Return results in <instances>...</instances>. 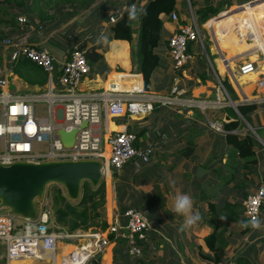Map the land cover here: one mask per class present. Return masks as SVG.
I'll return each instance as SVG.
<instances>
[{
  "label": "crops",
  "instance_id": "0c3cea01",
  "mask_svg": "<svg viewBox=\"0 0 264 264\" xmlns=\"http://www.w3.org/2000/svg\"><path fill=\"white\" fill-rule=\"evenodd\" d=\"M151 1L153 0H137L135 4L137 7L145 8ZM250 1L253 0H225L217 6L216 0L213 3L208 0L214 7H223V10ZM128 2L129 0H25L23 7L17 6L20 11L16 14L9 13L3 24L8 26L5 28V37L0 33L2 62L0 69L7 67L8 51L2 44L3 40L9 37H23L28 45L48 49L58 64L63 63L73 49L83 50L92 69L80 86L81 90L87 93L108 90L113 83L119 84L121 89L129 85L134 87L138 83L139 89L144 88L152 94L168 95L174 87H178L188 96L194 91L195 93L203 91L199 94L201 97L214 99L215 76L205 62L207 59L203 63L201 60L199 63L193 62V56L184 70L177 74L170 56L169 40L188 20V14L184 18L180 14L185 0L183 6H180V0H177V9L173 12L180 16L179 23L173 22L167 15L160 17L164 27L159 46L155 49V54L160 57V67L153 72L148 88L142 73L131 64V45L126 41L112 40V26L115 24L109 22V17L116 11L126 12ZM235 7L232 9H236ZM262 7L264 4L258 8ZM41 9L48 11L44 12ZM199 10L196 13L198 19ZM20 17L28 20L26 26L19 23ZM219 22L220 20L212 22L215 30ZM67 25L76 26L71 40L68 38L71 27L66 29ZM135 29L137 30L136 26ZM108 30L110 43L97 45V36L101 32L107 34ZM234 37L225 38L221 35L220 49L226 48L231 52L248 50L245 43H238ZM137 38L138 35L135 34V42ZM115 43L127 44L129 52L121 53ZM208 44L210 51L213 46L217 54L215 46L210 41ZM190 53L192 54V49ZM95 54L98 55L97 61H94ZM225 54L227 58V53ZM90 59L94 63L90 62ZM27 63V67L21 70L24 76L21 78L26 83H19L16 74L10 75L9 79L14 77V84L19 85L20 90L24 91H42L39 84L47 88L46 74L40 68H34L36 66L30 62ZM216 64H218L216 69L220 71L219 67L222 66L220 59ZM117 69L122 71L118 72ZM131 74H139V77H133ZM203 77L206 80H203ZM44 80L45 84H42ZM210 82L211 88L207 86ZM153 85L159 89L158 93L151 91ZM240 96L242 99L243 96L241 94ZM237 104L241 105L242 100ZM261 107L259 114L253 116L254 127L249 124L255 133L246 128L243 122V126L238 128V133H235L237 129L231 131L241 139L249 133L253 135L256 141L254 147L256 161L244 160L239 154L234 153L227 142V134L214 132L208 127L207 114L195 110L161 107L146 116L132 118L125 115L116 118L108 116L106 121H103L101 133L105 140L115 133L131 130L136 132L140 147L154 148L151 161L141 168L130 164L123 171H116L114 176L113 170L104 166L105 175L108 177L110 173V178L112 177V183L107 185L106 190V202L108 201L106 210L108 209L109 213V216L108 213L105 214L107 224L118 214L132 208L143 212L150 225L148 241L143 244L142 259L131 257L125 242L119 241L107 248L103 256L106 264H240L242 260H247L251 264L256 260L264 263V207L260 228L254 230L240 226L241 221L248 220L244 213V201L264 182V108ZM231 109L238 119L243 118L236 108ZM258 115L261 116L259 120ZM215 120L220 122L227 120L229 123L235 119L226 115L219 118L217 116ZM106 148L109 152V146ZM201 168L205 172L199 175ZM169 178L176 181L174 188L170 186ZM177 192L192 197V214L200 216V220L183 233L178 232V228L184 217L171 211ZM222 214L227 216V220L220 219ZM213 233L218 235L214 245L215 251L211 248V242L209 244L207 241ZM64 242H67L68 246L64 247L63 255H51L43 261L29 258L27 264H63V260L69 261L68 255L73 252L70 246L77 245L70 241ZM1 250L0 258L5 263L6 253L3 248ZM206 256L217 262L206 260ZM50 259H54L55 263Z\"/></svg>",
  "mask_w": 264,
  "mask_h": 264
},
{
  "label": "built area",
  "instance_id": "2783aa9c",
  "mask_svg": "<svg viewBox=\"0 0 264 264\" xmlns=\"http://www.w3.org/2000/svg\"><path fill=\"white\" fill-rule=\"evenodd\" d=\"M264 0H253L235 7L234 12L225 11L212 17L206 23H200L198 16L190 7L187 23L169 40L170 56L174 61L177 74L182 72L193 59L191 45L196 44L204 49L211 65L209 53L205 46L206 36L217 49L225 74L220 77L214 65L216 76V94L218 98H185V92L174 87L168 95L152 94L146 89L136 86L119 88L113 83L108 90L87 93L81 90V83L92 69L86 53L75 48L70 56L61 64L46 48L28 45L23 37L6 38L2 44L6 52L7 67L0 69V164L12 165L18 162L40 164L43 162L66 161H100L111 170L120 172L132 164L141 168L148 164L154 148H142L135 131L125 130L104 139L101 125L108 116L112 118L123 115L129 118L146 116L161 107L195 110L207 114L224 108H236L224 86V80L230 84L235 82L242 92L241 105H264ZM224 24L217 31L213 21L220 20L224 13H229ZM125 11H116L109 17V22L116 24L123 18ZM240 15L239 18H236ZM171 20L179 23L180 16L171 14ZM22 26L28 24L25 17L18 19ZM242 24V25H241ZM222 36L236 37L238 43H245L248 50L226 58L220 49ZM234 37V38H235ZM189 46V50H188ZM256 56L257 60H252ZM28 61L40 68L47 77L46 92L37 91L28 94H14L9 91V76L14 74L15 67ZM232 63L234 66H232ZM258 74L252 92L254 100H249L243 88L253 82L241 85L240 77ZM8 76V77H7ZM139 77V74H131ZM141 76V75H140ZM225 98L228 102L224 103ZM224 99V100H222ZM241 118V122L247 121ZM227 120L208 119V127L218 134H229L225 130ZM83 123L87 126L83 127ZM65 129L78 130L72 148L62 143L58 131ZM237 129L235 133H238ZM106 146H109L107 152ZM108 154V158H107ZM244 213L249 220L255 215L259 220L264 207V182L258 190L243 203ZM20 221V224L16 223ZM51 213L43 208L37 221L0 215V247L5 250L6 263L32 258L35 261L46 260L56 255L60 241L81 242L69 256L67 264H106L103 256L107 248L115 242L124 240L128 254L133 258H141L144 253L143 244L148 241L150 225L145 214L136 209H127L118 214L105 230H67L55 231L52 226ZM18 228H21L20 230ZM113 236V240H111ZM53 261L54 259H50Z\"/></svg>",
  "mask_w": 264,
  "mask_h": 264
},
{
  "label": "trees",
  "instance_id": "16d2710c",
  "mask_svg": "<svg viewBox=\"0 0 264 264\" xmlns=\"http://www.w3.org/2000/svg\"><path fill=\"white\" fill-rule=\"evenodd\" d=\"M25 0H19L18 6H24ZM137 0H129L128 6L131 4H135ZM3 3H12V0H4ZM177 0H153L149 2L145 6V10L147 12L146 15H141L138 22V38L135 42L134 35L136 34L135 26L136 22L129 23L127 11L124 13L122 19H120L115 25L112 26L113 37L112 40L117 41H126L131 45V58L133 65L135 68L142 73L145 81V85L148 88L150 85V79L153 72L160 67V57L155 54V49L159 46L161 40V34L164 27V22L160 18L161 15H167L171 19V14L177 9ZM207 5L199 10V21L204 24L212 17L216 16L220 12L224 11L223 7H214L207 0ZM236 9H231V13ZM229 13H225L222 15L220 19V25L224 24V19L229 17ZM240 15H237L236 18H239ZM219 25V26H220ZM242 25V24H241ZM218 28H216L217 30ZM224 37V36H223ZM230 38V36H225V38ZM1 38V37H0ZM116 46L119 47V51L129 52L128 45L125 43H115ZM222 51L227 53V59H231L233 56H236L239 52H231L229 49L223 48ZM95 60L97 61L98 55L95 54ZM91 60V59H90ZM94 61H90L93 62ZM27 61H23L19 63L15 69L14 74L24 77L21 70L27 67ZM2 65L0 59V66ZM33 66V65H32ZM232 66L233 63H232ZM37 68V67H34ZM32 68V69H34ZM219 74L224 75L225 70L223 66L219 67ZM258 79V74H251L248 76L240 77L239 82L241 85L247 84L248 82H253L252 85L246 86L243 88V92L249 100H253L252 92L255 87V82ZM203 80H206L203 77ZM34 83V81H30ZM224 86L227 89L229 95L231 96L234 102L239 100L235 90L232 85L228 81V79L224 80ZM235 89L239 92V88L236 83L232 82ZM42 84H45V80ZM236 84V85H235ZM237 86V87H236ZM242 94V92L240 91ZM239 93V94H240ZM258 105H240L239 112L243 116V118L254 127V119L253 116L258 114L259 111ZM231 117L234 118V121H231L225 125V130L229 131L226 139L228 144L233 148L234 153L239 154V156L244 160L254 159L255 152L254 147L256 145V141L251 133H249L245 138L241 139L237 135L232 134L231 131L238 129L243 126V123L238 116L231 109ZM258 117V116H257ZM254 161H256L254 159ZM114 172V176H116V171ZM59 193L58 200L59 202H63L65 207L58 211V222L62 227H67L69 232H75L79 229L89 230L91 227H96V230H105L108 227V224L105 220V208H106V183L103 181L98 188H94L89 183H85L82 189L81 199L75 205H72L68 202L67 198L62 195L60 190L56 191ZM110 197V195H109ZM51 217V221H52ZM94 229V228H93ZM61 231V230H60ZM223 236V235H222ZM221 236V237H222ZM113 236H111V240H113ZM218 240V235L216 233L211 234L207 238V241L211 242V248L215 251L214 245ZM124 243L125 241H120ZM126 246V242H125ZM29 258L23 259L22 261L15 262L12 264H27ZM206 260L216 263V260H213L211 257H205ZM240 264H251L249 261L242 260Z\"/></svg>",
  "mask_w": 264,
  "mask_h": 264
},
{
  "label": "water",
  "instance_id": "95a60500",
  "mask_svg": "<svg viewBox=\"0 0 264 264\" xmlns=\"http://www.w3.org/2000/svg\"><path fill=\"white\" fill-rule=\"evenodd\" d=\"M213 98H218V95L214 94ZM235 104L240 114L238 109L240 104ZM86 126L87 124L83 123V127ZM249 130L255 133L252 128ZM77 133V129L70 132L65 129L58 131L62 143L67 148L74 146ZM202 172L205 170L201 168L199 175ZM104 177V165L96 160L0 164V215L9 214L37 221L42 213L39 205L47 188L51 185L62 186L66 190L69 200L78 202L81 199L85 183L98 188L104 181ZM94 264H97V261H94Z\"/></svg>",
  "mask_w": 264,
  "mask_h": 264
},
{
  "label": "rangeland",
  "instance_id": "374dc122",
  "mask_svg": "<svg viewBox=\"0 0 264 264\" xmlns=\"http://www.w3.org/2000/svg\"><path fill=\"white\" fill-rule=\"evenodd\" d=\"M3 1L4 0H0V33H3L2 35L5 37V28L8 26V25H3L4 24V22H5V19L6 18H8V15H9V13H13V14H16L18 11H20L19 9H18V3H19V0H12V3H3ZM183 1L184 0H180V2H179V4H180V6H183ZM213 1H215V0H211V2L213 3ZM205 2L207 3V1L206 0H185V2H184V7H183V9L181 10V15L183 16V18L185 17V16H187V14H188V16H189V12H190V7L192 6V8H193V11L195 12V13H197V11L199 10V9H201V8H203L204 6H205ZM216 2H217V6L222 2H225V0H216ZM189 5H191L190 7H189ZM198 5V6H197ZM235 6H233V7H230V8H225V10L223 11V12H225L226 10L227 11H231V9L232 8H234ZM42 10V9H41ZM42 11H44V12H46V11H48V10H45V9H43ZM226 11V12H227ZM221 13V12H220ZM219 13V14H220ZM218 15V14H217ZM72 25V24H71ZM71 25H67L66 26V29L68 28H70L71 27V29H70V34H69V36H68V38L70 39V37L71 36H74L73 35V30H74V28L76 27V26H71ZM219 25H220V22H219ZM219 25H218V27H219ZM4 27V28H3ZM136 28H137V31H136V34L138 35V22H136ZM203 33H204V35L206 36V41H205V46H206V48H207V52L209 53V56H210V60H211V62L213 63L212 65H214L215 67H217V69H218V64H216V61H217V63H218V61H219V59H220V55H218V54H216V51L213 49V46H212V51H210V49H209V44H208V42H209V40H208V38H209V36H207V33H206V31H205V29H206V27H203ZM4 30V31H3ZM136 30V29H135ZM107 35H110V30H108V33H107ZM109 37V36H108ZM71 40V39H70ZM2 41V40H1ZM246 46H248L247 44H245ZM192 55L194 56V60H193V62H198L199 63V61L201 62V63H203L204 62V60L205 59H207V57H206V52L204 51V49L203 48H201L200 46H198V45H196V44H192ZM1 53V52H0ZM89 61V60H88ZM205 62H207L206 64L208 65V67L210 66V70H212V73L214 74V76H215V70H213L212 69V65H211V63H209V61L208 60H206ZM131 64H132V66L134 67V65H133V62H132V60H131ZM220 65V64H219ZM117 71L119 72V71H122V70H120V69H117ZM134 72H136V70H133ZM220 77H222V75L221 74H219V71H218V73H217ZM18 79L20 80V81H18L19 83H21V84H24V83H26V81L24 80V79H22L21 77H19L18 76ZM156 80V79H155ZM216 76H215V83L214 84H217L216 83ZM10 82H11V84L9 85V91L11 92V93H14V94H28V93H32V91H24V90H20V87H19V85L17 86V85H15L14 84V82H15V79H14V77H11V79H10ZM27 85H29L30 87H33V86H31L29 83H27ZM40 86H41V88H42V92H46V88H44L41 84H39ZM92 86H93V84H91ZM232 85V84H231ZM85 87H86V85H84ZM95 86H97V84H95ZM207 86H209L210 88L212 87V83L210 82V84H207ZM105 88H107L106 86H104ZM232 87H233V85H232ZM233 89L235 90V92H236V94H237V96H238V98H239V100L236 102V103H239V102H241V96H240V94H239V92L233 87ZM151 91H154L155 93H158L159 92V89L155 86V85H153L152 86V88H151ZM215 91H216V89H215ZM203 91H200V92H197V93H195V91L194 92H192V95L191 96H188L187 94L185 95V98H187V99H191V98H200L201 96L199 95L200 93H202ZM216 93V92H215ZM161 94H163V93H161ZM222 100H224V99H222ZM225 100L226 101H224V103H226V102H228V100L225 98ZM262 106V105H261ZM262 109L264 108V107H261ZM261 112V111H260ZM259 114V113H258ZM215 115H217L218 116V118L219 117H223V116H226V115H228V116H231V108H224V109H221V110H218V111H208L207 112V117H208V119L210 118V119H212V120H215V117L217 118V116H215ZM215 116V117H214ZM255 117V116H254ZM260 117L261 116H259L258 115V120L260 119ZM205 118V117H204ZM117 121V120H116ZM206 121V120H205ZM246 125V124H245ZM246 128H249L247 125H246ZM114 171V170H113ZM105 181H106V190H107V185H109V184H111L112 183V177L110 178V176L109 177H107L106 175H105ZM57 190H60L61 192H62V195L63 196H65L66 198H67V200H68V202L70 203V204H72V205H75L76 206V204L78 203V202H71L70 200H69V198H68V196H67V192H66V190L62 187V186H59V185H51L50 187H48L47 188V191H46V194H45V196H44V198H43V200L41 201V203H40V208L42 209L43 207H45L46 209H48V211L51 213V217H52V224H51V226H52V228L55 230V231H60V230H62L61 229V226L59 225V222H58V211L59 210H61V209H63L64 207H65V204L63 203V202H59V200H58V195H59V193H57L56 191ZM227 188L225 189V192H227ZM108 202V201H107ZM107 202H106V206H107ZM108 207V206H107ZM111 207H112V204H111ZM108 210V209H107ZM106 210V208H105V214H107L108 213V211ZM108 216H109V213H108ZM16 223L17 224H20L21 222L20 221H18V220H16ZM62 228H65L66 230L68 229L67 227H62ZM95 229L96 227H91L88 231H90L91 229ZM19 230L21 229V228H18ZM70 243H73L75 246L76 245H80L81 244V242H79V243H76V242H70ZM65 246H67V242H64V241H60L59 243H58V250H57V253H56V255L57 256H61V255H63V253H64V247ZM70 248H72L73 249V251L76 249V247H74V246H70ZM2 248H0V252H2V250H1ZM71 249V250H72ZM70 251V250H69ZM143 257V256H142ZM142 257L141 258H139V259H142ZM138 259V260H139ZM0 264H7L6 263V260H5V263L1 260V258H0ZM34 264V263H33ZM147 264V263H146ZM254 264H262V261L261 260H256V262L254 263ZM264 264V263H263Z\"/></svg>",
  "mask_w": 264,
  "mask_h": 264
},
{
  "label": "clouds",
  "instance_id": "9594fccd",
  "mask_svg": "<svg viewBox=\"0 0 264 264\" xmlns=\"http://www.w3.org/2000/svg\"><path fill=\"white\" fill-rule=\"evenodd\" d=\"M128 14L129 23L136 22L140 19L141 15H146L147 12L142 7H137L136 4H131L126 8ZM110 43L109 37L104 32H101L96 38L97 45H108ZM169 184L171 187H175L176 181L169 178ZM193 200L189 194L177 192L173 207L171 211L176 215L184 217L183 223L179 226L178 232L183 233L191 228L197 221L200 220L199 215L192 214ZM221 220H227L226 215L220 216ZM240 226L242 228L258 229L261 226V221L253 215L251 219L247 221H241Z\"/></svg>",
  "mask_w": 264,
  "mask_h": 264
},
{
  "label": "bare ground",
  "instance_id": "6f19581e",
  "mask_svg": "<svg viewBox=\"0 0 264 264\" xmlns=\"http://www.w3.org/2000/svg\"><path fill=\"white\" fill-rule=\"evenodd\" d=\"M227 19H224L223 20V22H225ZM246 48L248 49L249 48V46H246ZM252 60H254V61H256L257 60V57L256 56H252V58H251ZM121 130H123V129H121ZM118 131H120V130H118ZM107 157H108V154H107ZM108 172V171H107ZM110 176V173L108 174V177ZM68 246V245H67ZM76 250V249H75ZM74 250V251H75ZM73 251V252H74ZM72 252H70V254H71ZM70 254L68 255V256H70ZM70 260V259H69ZM20 261H22V260H20ZM15 262H19V260L18 261H14V262H11L10 264H12V263H15ZM69 261H67V260H63V264H67ZM54 263H55V260H54Z\"/></svg>",
  "mask_w": 264,
  "mask_h": 264
}]
</instances>
